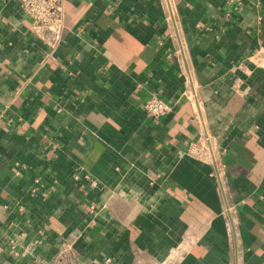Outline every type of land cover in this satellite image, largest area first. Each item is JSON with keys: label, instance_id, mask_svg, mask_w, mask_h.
I'll return each instance as SVG.
<instances>
[{"label": "crops", "instance_id": "1", "mask_svg": "<svg viewBox=\"0 0 264 264\" xmlns=\"http://www.w3.org/2000/svg\"><path fill=\"white\" fill-rule=\"evenodd\" d=\"M170 6L65 0L50 47L0 0V264H264V0Z\"/></svg>", "mask_w": 264, "mask_h": 264}, {"label": "built area", "instance_id": "2", "mask_svg": "<svg viewBox=\"0 0 264 264\" xmlns=\"http://www.w3.org/2000/svg\"><path fill=\"white\" fill-rule=\"evenodd\" d=\"M20 11L28 18L29 30L44 44L54 47L61 39L63 5L65 0H17ZM168 6L169 14L172 16L170 0H163ZM189 98V97H188ZM196 98V97H195ZM172 111V106L160 97L152 95L142 104V113L152 119L158 120ZM196 115H198L195 112ZM195 115V119L197 116ZM187 155L190 157L212 163H220L221 155L216 146L211 143L206 130H202L195 141L188 144ZM222 163V162H221ZM92 185L94 181L91 182ZM228 211L234 209L233 206L227 208ZM235 221L230 218L226 219V230L229 239L235 233ZM72 247L70 244L63 242L56 255V264H63L70 255Z\"/></svg>", "mask_w": 264, "mask_h": 264}]
</instances>
